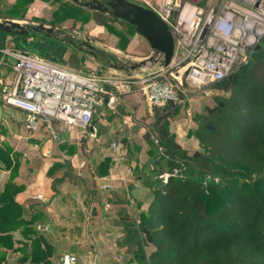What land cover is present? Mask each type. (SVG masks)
Instances as JSON below:
<instances>
[{"label": "trees", "instance_id": "1", "mask_svg": "<svg viewBox=\"0 0 264 264\" xmlns=\"http://www.w3.org/2000/svg\"><path fill=\"white\" fill-rule=\"evenodd\" d=\"M35 1L15 0L4 9L0 7V18L44 24L60 29V33L67 21L78 32L93 21L118 37L117 49L121 51L127 50L130 38L137 34L130 24L125 31L119 30L112 22H126L73 0H40L53 9L50 20L28 19ZM13 36L50 40L42 32ZM51 40L65 43L60 38ZM78 53L73 48L68 57L75 70L84 66V57ZM211 87L220 92L213 97V104L192 114L195 128L189 129L187 136L198 144L192 152L183 148L169 129L170 120L187 110L189 98L183 86L178 88L179 102L153 108L148 116L143 135L148 159L136 166V176L148 189V207L144 211L139 204V221L131 219L127 210L121 212L124 235L120 246H127L132 254L125 264H264V37L248 65ZM118 142L123 147L121 156L128 162L137 161L142 148L126 138ZM60 148L70 157L81 150L78 144L65 143ZM3 162L9 167L6 158ZM110 165L111 159L105 158L98 167ZM53 167L73 165L65 159ZM14 168L18 169V162ZM163 173L171 174L167 184L159 179ZM105 174L102 169L97 172L99 177ZM15 175L13 172L0 198V264H54L53 247L36 230L37 223L47 221L45 206L31 205L30 217H24V208L14 200L19 190L13 184ZM61 182L53 180L54 192ZM150 247L153 250L148 253ZM11 254L18 258L12 260Z\"/></svg>", "mask_w": 264, "mask_h": 264}, {"label": "crops", "instance_id": "2", "mask_svg": "<svg viewBox=\"0 0 264 264\" xmlns=\"http://www.w3.org/2000/svg\"><path fill=\"white\" fill-rule=\"evenodd\" d=\"M159 1L151 0L154 3H159ZM14 2L15 0H0V7L4 9L6 5H12ZM37 4H40L38 9L41 11L46 10L45 6L48 5V3L36 0L30 6L26 18L44 17L45 13L42 15L31 13L30 9ZM0 20L9 19L0 18ZM137 36L139 35L135 34L132 38L136 40ZM14 41L13 35L0 32V155H4L2 156L3 160L6 158L9 166L4 167L5 163L0 158V198L11 175L16 172L13 184L19 190L16 192L14 200L24 208V217H30L29 207L31 205L45 206L47 221L46 223H37L36 230L44 235L47 242L53 247L54 255L51 260L54 264H59L61 256L66 252L77 255L79 264L88 260L91 264H125L132 257L127 252V246H120L119 242L124 235L120 225L121 212L127 210L126 212L133 219V209L138 208L140 203H142L141 210L145 209L144 206L148 207V189L141 184L140 177L136 176L137 163L142 165L148 159V147L143 138L146 127L137 125L140 117H135L131 113L142 114L145 112L146 117L152 115L153 108L156 107L144 104L142 101L144 98L140 94L132 93L119 98L115 109L116 113L115 110L112 113L108 111L109 114L104 115L99 123L96 119V134L103 140H117V137L121 135L118 133H124V130L123 138L131 139L136 133L141 135L144 145H138L142 150L137 156V161H126L121 156V153L124 152L120 149L118 154L120 153L122 161L116 162L114 156H111V148H107L108 146H102L99 151H94L93 155L87 154L86 152L90 151L84 146V142H81L87 138L85 132L77 127L67 128L57 120H54L51 125L41 122L39 130L30 134L25 128V113L18 108L6 105L2 95V89L10 86L14 79L15 59L1 50L7 52L27 50L20 46L19 41H15L17 45L15 46ZM103 48L109 49L106 45H103ZM126 51H130L129 47ZM37 55L49 60L45 54L38 52ZM91 57L95 59L94 56ZM49 61L52 62V60ZM82 63L86 64L85 58ZM112 63L113 59L107 63L109 69L125 71L119 75L135 73L129 69H122V67L129 66L117 62ZM96 65L100 66L101 64L97 63ZM99 69L102 71L104 67L100 66ZM101 71L96 72L102 74ZM112 72L115 71H111V73L109 71L107 74H117ZM171 122L172 120L169 122V129L171 133L175 134L176 141L183 148L191 149L186 144L184 145L185 142H183V137H180L178 129L172 130ZM78 140L83 144H81L82 147L80 144L78 145L81 150L77 156L70 157L65 153V150H61L60 146L65 143L77 145ZM192 147L194 148V145ZM105 158L111 159L110 167H98ZM65 159H70L73 167H53L54 164ZM16 162H18V169L14 168ZM83 165L88 167H82ZM99 169L106 171V174L99 177L97 175ZM54 179H62L61 184L58 185L57 193L52 189ZM145 189H147V193L140 198L141 191ZM90 218H92V237L96 242L100 240L99 243H96L95 248L87 229ZM100 229L101 231H99ZM14 235L16 240L20 239L19 232ZM87 244L89 245L87 246ZM16 247H18L17 244ZM98 253L100 259H98ZM11 256L12 260L18 258L15 254H11Z\"/></svg>", "mask_w": 264, "mask_h": 264}, {"label": "built area", "instance_id": "3", "mask_svg": "<svg viewBox=\"0 0 264 264\" xmlns=\"http://www.w3.org/2000/svg\"><path fill=\"white\" fill-rule=\"evenodd\" d=\"M136 1L154 11L171 31L174 53L167 67L103 76L75 71L25 50H1L15 59L14 79L2 89L3 99L25 113L30 134L41 122L51 125L57 120L97 138L94 116L104 107L115 110L121 96L138 93L156 108L177 103L183 81L201 89L226 79L248 65L264 37V0ZM170 176L163 173L159 179L167 184ZM59 264H79L78 257L66 252Z\"/></svg>", "mask_w": 264, "mask_h": 264}, {"label": "rangeland", "instance_id": "4", "mask_svg": "<svg viewBox=\"0 0 264 264\" xmlns=\"http://www.w3.org/2000/svg\"><path fill=\"white\" fill-rule=\"evenodd\" d=\"M45 7H46V10L41 11L40 9H38V8H40V4H37V5L32 6V8L30 10H31V13H33L34 15H36V14L42 15L45 13L43 18L46 20H50L51 12L53 9L51 8L50 5H47ZM43 11H45V12H43ZM25 23H27L29 25L38 24V23H32V22H25ZM71 26H72L71 21H67L63 24L62 29L64 30L63 33H64V35H66V38L63 39L60 37V39H63L65 41V43L54 42L51 40V38H48L50 40H46V39L41 40L40 37L39 38H36V37L20 38L17 36H13V37H14V40L19 41L21 43L20 46L23 47V49H27L26 51H28L29 53L37 54L39 52V53L45 54L49 60H52V62L54 61V63L66 66L70 69H73V68L70 66V63L68 62V59H69L68 57H69L70 53H72L73 47L67 41L68 40L67 37H73L74 38L75 36H79V37L88 36L91 39L95 40L97 44L108 46L109 49L108 50L106 49V50L113 57V63L117 62L118 64H122V65H126V66H130L134 62L143 61V60L153 56V53L151 52L149 44L140 35L137 36L138 38L136 40L133 38L132 39L130 38V41L127 45V47H129L130 51L127 52V51H121V50L117 49V44L119 41L117 36L111 34L110 31H108L105 27H99V26L95 25V23L93 21L88 23L83 28V30L81 32L72 30L73 28ZM112 26L119 29V30L125 31V29L127 27V23L123 24L120 21H115V22H112ZM58 33H60V29H59ZM76 33H78V35H76ZM15 41L13 42V44L15 46H17ZM121 45H124L123 41L121 42ZM110 48H112L113 50H111ZM118 51H121V52H118ZM78 55L83 56L86 60V64L88 65L87 66L86 64H84V66L82 67L83 69H81L82 73H86V74L87 73H97L96 71H98V70L101 71V69H99L100 66H101V68H102V66L104 67V70L102 69V71H101L103 76L105 74H107L109 71H110V73H111V71H115L112 73H117V74H123L125 72V71L111 70L108 68L109 65L107 63H104V62L101 63L100 66L99 65L97 66L96 64L97 63L100 64V63L96 59H93V57H91V55H89L88 53H86V54H82V53L79 54L78 53ZM62 61H65L66 63H63ZM159 65H160V62L158 64L151 65L149 67L154 68V67H158ZM73 70H75V69H73ZM75 71L80 72V70H75ZM182 86L185 88V93L187 94V97L189 98V100L187 102V110L180 111L179 114L176 115L173 120L171 119L172 120L171 126H172L173 131H175V129H178L180 137H183V142H185L184 145L186 144L188 146V148H191V149H189V151L192 152L198 148L197 141L195 139H194L195 140L194 141L193 137H191L192 139H188V138L185 139L184 138V137H188L186 135L188 134L189 129L195 128V124L192 121V114H193V112L201 111L207 105H212L213 104V97L215 95L220 94V92L217 90H214L211 87V84H209L208 86H206L204 88H201L200 90L197 88H193V87L188 86L187 84L184 83V81L182 83ZM142 101L144 102V104H146V102L143 99H142ZM117 105H118V102L115 105V109L117 108ZM106 108L107 107L100 109L98 111V113L94 116L93 121L96 118L97 123H99L100 119H103V116L106 115L108 113V111H111V113L113 112V110H110L109 108L106 109ZM115 113H116V110H115ZM131 114L135 117L136 116L140 117L137 125L140 124V126H144V128L146 127V123L149 121H148V116L145 117V115H146L145 112H143L142 114H139L137 112H134ZM173 121H176V122H173ZM122 126H124V124H122ZM77 132H79V131L77 130ZM118 134H121V135L119 137H117V140H112V141L107 140L106 141V140H103L102 138H99L98 136H97V138H92V137L87 136V138H85V139L82 138V139H84V141H81V142H84V146L90 151V152H86L87 154L93 155L94 151H99L102 148V146H105V147L108 146L107 148H111L110 154H111V156H114L115 161L116 162L118 160L122 161L120 153L118 154V151L120 149L123 150V148H122V145L120 147L118 140H121V138L124 137L125 130H124V133L122 132V133H118ZM125 138L128 139L127 137H125ZM129 140H131V141L133 140V143H136V145H140V146L142 144L144 145V142H143L141 135L139 133H136L135 136ZM79 141L80 140H78V145L80 144V146H81V144H83V143H80ZM114 144L116 145L115 148L112 147ZM192 145H194V148L192 147ZM84 167H88V166H84ZM141 193L142 194H141L140 198L143 197L142 195L147 193V189L142 190ZM144 208H145L144 211L147 210L146 206H144ZM138 211H139L138 208H135V210L133 209V212H132L133 213L132 217L135 221H139L136 219V218H138L137 217V215L139 213ZM91 221H92V218H90V220H89V225H88L87 229L89 231L88 232L89 235L93 239V245H94L93 247L95 248L96 243H99L100 240H99V242H96L95 238L92 237V230L93 229H92V222ZM99 231H101V229ZM88 245L89 244H87V246ZM152 250H153V248L150 247L147 249V252L151 253ZM129 254H131V253H129ZM131 257H132V254H131ZM98 259H100L99 253H98ZM81 264H91V263H89V260H88L86 262L83 261Z\"/></svg>", "mask_w": 264, "mask_h": 264}, {"label": "water", "instance_id": "5", "mask_svg": "<svg viewBox=\"0 0 264 264\" xmlns=\"http://www.w3.org/2000/svg\"><path fill=\"white\" fill-rule=\"evenodd\" d=\"M73 1L91 11L112 15L130 24L135 28L137 34L147 41L153 56L143 61L134 62L129 67H122V69L135 72L159 62L164 67L170 64L174 53L173 37L168 25L154 11L129 0H107L106 4L100 0H90L85 3H82L81 0ZM0 32L20 36L42 32L47 38H52L57 29L44 24L29 25L15 20H0ZM83 38L85 42L92 41L87 36ZM156 56H161V59L159 60Z\"/></svg>", "mask_w": 264, "mask_h": 264}, {"label": "flooded vegetation", "instance_id": "6", "mask_svg": "<svg viewBox=\"0 0 264 264\" xmlns=\"http://www.w3.org/2000/svg\"><path fill=\"white\" fill-rule=\"evenodd\" d=\"M90 0H81L82 3L89 2ZM102 3L106 4L107 0H100ZM44 34V33H43ZM45 35V34H44ZM54 38L59 39L60 37L65 39L66 35L64 33H58L55 32L53 35ZM52 37V38H53ZM68 42L70 45L74 48L79 50L82 54L88 53L91 56H94V58L101 63H108L110 62V54L106 51L105 48H103V45H99L96 43L95 40L91 39L92 41L85 42L83 37L75 36L73 37H67ZM62 39V40H63Z\"/></svg>", "mask_w": 264, "mask_h": 264}]
</instances>
